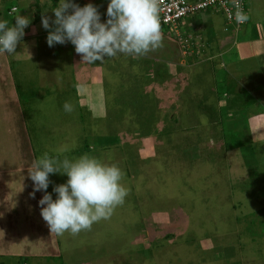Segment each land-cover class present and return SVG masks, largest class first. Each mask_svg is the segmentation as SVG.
Returning <instances> with one entry per match:
<instances>
[{
    "label": "rangeland",
    "instance_id": "rangeland-1",
    "mask_svg": "<svg viewBox=\"0 0 264 264\" xmlns=\"http://www.w3.org/2000/svg\"><path fill=\"white\" fill-rule=\"evenodd\" d=\"M55 2L0 0V20L14 24L15 16L18 14L30 17V23L24 29L25 34L15 49L16 54L8 56L0 53V264H25V262L29 264L36 260L38 264H51L55 260L63 264H129L133 258L129 250L130 244L122 245V242L117 243L115 238L119 234V224L126 225L127 218H131L135 211H141L139 205L138 207L132 205V198H142V195L136 197L135 190L144 187L146 202L142 199L140 204L146 212L143 214L146 225L141 234H137L144 240V246L150 247L147 233L155 232L159 235L155 240L159 241L161 234L169 229H176L177 236L181 238L175 245L162 248L166 257H169L174 264L196 261V253L201 252L198 246H201L203 255L208 258L205 264H213V262L220 264L225 260L224 264H242L246 254L248 260L245 259L243 264H258V262L264 264V204H262L264 201L260 202L264 200L261 195L264 192V94L259 92L258 88L242 91V87L247 86L243 79L258 81L264 79V65H258L256 61L237 64L235 68L247 71L248 75L245 76L243 73L239 77H230L233 80L231 88H228L224 82L218 85L219 96L223 91L228 90L232 98L229 99L232 106L226 111L233 115L216 111L215 102L210 100L205 90L200 87V78L195 82L199 88H194L193 91H190L187 78L178 79L175 82L177 90L175 108L172 113L168 111L172 117L173 131L177 129L172 134L171 142L166 137L164 138L167 141L154 138L158 133L155 129L154 137H150L149 140L142 138L141 135L147 133L145 124L148 121L137 118L134 113L147 117L149 111L140 107L139 102L142 101L132 107L130 100H118L120 91L122 94L123 89L126 88L125 84H122L119 90L115 86L112 90L110 88V80L113 79L116 84V76L121 73V69L126 72L131 71L119 62L130 61L128 64H131L132 58L127 60L126 57L124 60L125 56H118V61L116 58L112 60L107 58L102 63L97 62L108 72L109 80L105 84L108 83L109 93L114 97L110 101L112 104L118 102L120 106L119 110L108 105L106 114L103 113L102 116L94 114V119L102 118L104 120L102 125L105 124L98 133L102 134L103 129L104 133H108L107 136L111 134L119 136V141H113L114 149L115 146H119L118 152L127 146L128 142L130 144L136 141L131 149H134L137 164L133 162V167H128L129 171L134 170L126 171L130 174L128 179L123 174L122 184L128 194L124 203L117 206L109 218L102 219L94 223L90 229L76 234L80 237L79 241L72 238L69 233H65V237L50 233L37 206L43 193L37 191L34 197L31 195L33 182L28 177V173L25 175L22 172L23 165L30 162L37 153L41 155L47 148L44 146L46 143L53 145L57 140L55 138L64 134L63 126L67 128V123H70L71 127L67 129L72 132L75 128L73 122L81 119H86L84 125L88 128V132L85 135L80 134L81 138L77 143L85 141L95 145L98 143L99 148L96 145L98 149L96 148V153L93 155L106 162L114 164L116 162L112 150L103 148L104 141L92 138L96 132L91 128L96 125V121L91 114L86 108L82 110L76 108L78 89L77 84L74 83L77 82V77L82 75L80 65L86 66V64L81 62V57L75 53L71 43L55 44L52 47L46 43L51 28L46 30L42 27L41 17L47 16L51 25V20L54 19L51 9L56 6L58 0ZM73 2L81 7L92 3L97 6L101 14V22L106 19L107 3L103 0H73ZM8 3H15L13 6L16 8L15 12L10 13V10L9 14L6 13ZM247 7L252 14L250 18L262 20L264 24V0H248ZM201 13L203 12L197 15ZM160 31L161 43L171 40V37L175 38L165 28ZM231 60L232 57H226L224 61ZM116 64L118 67L115 66ZM155 75V72H152L149 79L154 78ZM220 76L225 77L226 74L222 72ZM131 80L132 78L129 80L127 91L134 96L135 90L131 89ZM260 83L264 84V82ZM261 84L259 87L264 91ZM160 92L155 90L151 94L147 91L139 93L141 98L144 96L154 100ZM184 93L190 97L189 105H187L188 101L183 100ZM250 95L256 98H251ZM162 97L166 98L167 102L170 99L169 96L160 95V98ZM65 102L72 105L71 112L64 110ZM226 107L227 105H223V108ZM81 116L83 117L80 119ZM150 123L155 125V122ZM157 125L162 128L164 124ZM50 127L54 130L49 131L51 135L46 133V129ZM95 129L97 130L96 127ZM142 129H145L144 132ZM16 142L19 147L15 146ZM65 147L66 144L62 150ZM93 147L91 146L89 150H93ZM124 151L127 152L126 149ZM125 168L126 166L122 165V169ZM7 170L14 173L6 174ZM2 171L5 176L22 178L17 180L19 184L17 191L12 187L7 189L5 185L10 183L3 179ZM138 183L140 184L136 188ZM152 194L155 196L152 197ZM180 201L181 204H178ZM207 201V208L218 206L224 214V211L232 212L230 215L233 214L235 222L227 221L228 218L224 216L222 218L227 223L217 222L218 228L215 231L210 230L205 217L199 212L203 210L206 218L211 217L206 212L207 208L203 207ZM211 211L214 210L211 208ZM160 219L163 221L159 223ZM97 232L98 235L94 236ZM205 232L214 235L210 234L213 237L204 235L205 238L201 239ZM48 237V240H51L50 244L43 243ZM81 237L86 239L81 241ZM237 237L242 239L241 244L238 245L243 244V246L236 248L234 245ZM113 241L116 242L112 243ZM220 244L224 246L217 249L216 246ZM251 248L257 250L253 252ZM145 254V252L136 254L133 264H137V259L142 264H165L160 256L154 255V258H148Z\"/></svg>",
    "mask_w": 264,
    "mask_h": 264
},
{
    "label": "clouds",
    "instance_id": "clouds-1",
    "mask_svg": "<svg viewBox=\"0 0 264 264\" xmlns=\"http://www.w3.org/2000/svg\"><path fill=\"white\" fill-rule=\"evenodd\" d=\"M51 10L54 14L51 25L47 16L41 17L42 27L51 28L47 45L69 42L85 64L102 63L116 56H144L161 44L157 0H107L103 22L92 3L81 7L73 0H58ZM29 23L30 17L19 14L14 24L0 20V53L16 54L17 44ZM63 108L66 112L72 111L69 102ZM51 174L67 177L64 183L53 185L55 199L47 191ZM28 177L33 182L31 195L34 197L37 191L43 193L37 206L50 233L57 236L76 235L109 218L128 194L122 184L121 168L89 154L69 158L44 152L32 162Z\"/></svg>",
    "mask_w": 264,
    "mask_h": 264
},
{
    "label": "crops",
    "instance_id": "crops-1",
    "mask_svg": "<svg viewBox=\"0 0 264 264\" xmlns=\"http://www.w3.org/2000/svg\"><path fill=\"white\" fill-rule=\"evenodd\" d=\"M201 12L203 13L199 15H197V13L196 15L187 18L185 20V24L183 25L182 36L189 41L186 54H184L185 49L183 47V44H181L176 38L171 37V40L173 39L172 41L170 39L163 41L157 49H155L154 51H150L144 56L134 57L135 59H133V56H125L124 60H126V57L128 58L127 60H130L132 58L131 64H128L130 63V61H120L119 63L123 64L125 68L131 69V71L126 72L124 69H121V73L116 76V84H114L113 79L110 80L111 90L113 86H115L117 90H119L120 87H122V84L126 85V88H124L123 90H127V88H129L128 84L130 83L129 80L132 78L131 89L133 88V90H135L140 95L141 93L139 92L141 91H147L150 94L155 90L156 92L161 91L157 95V97L152 100V103L144 104L148 107V109L155 108V106L157 105V107H160V109H155L154 115L164 117L165 115L169 114L168 111L172 113L173 109L175 108V100L177 98L175 82H177L178 79L181 80V78L185 77L188 79L190 91H193L194 88H199V86H197L195 82L197 78H200V87L205 90L208 97L211 98L210 100H213V102H215L214 105L216 104V111H223L228 115H233L231 114V112L228 113L226 111L232 106V103L229 102V99L231 98L229 96V92L228 90L223 91L219 96L218 85L224 82L226 86L228 85V88H231L230 86L233 80H231L230 77H239L242 76L243 73L245 74V76L248 75L246 73L247 71H241V69L235 68L239 63L246 64L247 62L256 61V63H259L258 65H264V24L262 20H252L250 18L252 14L249 13L250 16L248 15V22L243 25L240 30L236 31L232 26L228 24V22L220 12L213 9ZM226 57H232V60L226 62L224 61ZM113 58H116V60L118 61L119 57H112L109 60H112ZM118 64H116L115 66L118 67ZM86 66L87 68H85ZM86 66L80 65V68L82 69V75L77 77V82L74 83L77 84L78 89L76 108L78 110L86 108V111L91 114V117L93 119L94 114H98V116H102L103 113L106 114V111H108V105H111V107L120 110L118 102L112 104V101H110V99L112 100V98L114 97H112L109 93L108 83L105 84V82H108L109 80L108 72H106L105 69L98 63L86 64ZM152 72H155L156 75L154 76V78H151L152 81H150L151 79H149V75H151ZM222 72L226 74L225 77L220 76V73ZM118 78L120 80H118ZM243 80H245V83L247 85L246 87H242L243 92L248 91L252 88H258L259 92H262L264 94V91L261 90L262 87H259V85L261 84L260 82H264V79L258 81L257 79L248 80V78H246ZM261 85L264 88V84ZM243 92L241 94H243ZM160 95H165V97L169 96L170 99L167 102L166 98H160ZM15 96L16 95L14 94V97ZM250 96L251 98H256L254 95ZM117 97L118 94L116 95V100ZM226 98L228 99L225 100ZM183 100L190 101V97L187 93H184ZM223 105H227V107L223 108ZM25 109L27 110L26 107ZM185 110L187 111L188 107ZM183 111H181V113ZM167 116H170V114ZM82 117L83 116H81L80 119ZM170 118L172 120L171 116ZM97 119H94L96 121V125L91 128L93 129V132H96V135L92 138L99 141H102L105 138L110 139V137L106 136L108 133H104L103 129V135L98 133L101 126H105V124L102 125V121H104L102 118H99L98 120ZM85 123L86 119H81L78 121L76 120L75 123L73 122L75 128L72 132H69V130L67 129L71 127V124L67 123V128L64 126L62 128L64 134L55 138L57 140L53 145H48L46 143L44 146H47V148L43 151V153L48 152L50 155H60L61 157L67 156L69 158L78 157L82 154H95L96 148H99L98 143L96 144L97 147L91 142L88 143V141L77 143V141H79V138H81V135H85L88 132V128L84 125ZM158 123L162 125L164 124V121L160 120L159 122H157V124ZM95 127L97 128V130L95 129ZM173 128L174 127H172V129ZM49 131L54 130L52 127H50L46 129V133L49 134ZM175 131H177L176 128ZM65 144L66 147L64 150H62ZM90 144L95 145V147ZM15 146L19 147V144L16 142ZM91 146L94 148L93 150H89L91 149ZM38 156H40V154L38 155L37 153L30 162H26L23 165L21 169L25 175L28 173V169H30L32 162ZM6 172V174L14 173L11 170H7ZM2 177L10 183L5 185L7 189L9 187H12L15 188V191H17V188H19L17 180H22L21 177L19 178L14 176V178H12L11 175L5 176L3 171ZM49 179L51 183L49 184L47 191L49 193H52L53 185L64 183L67 177L59 174H51L49 176ZM129 190L131 191L130 188ZM52 195L55 199L56 194L52 193ZM131 196L133 195L131 194ZM97 235L98 232L94 233V236ZM62 236L65 237V235ZM71 237L78 239V241L80 238L76 235H72ZM81 238V241L86 239V237ZM258 264L261 263L258 262Z\"/></svg>",
    "mask_w": 264,
    "mask_h": 264
},
{
    "label": "trees",
    "instance_id": "trees-1",
    "mask_svg": "<svg viewBox=\"0 0 264 264\" xmlns=\"http://www.w3.org/2000/svg\"><path fill=\"white\" fill-rule=\"evenodd\" d=\"M37 1H39V0H37ZM54 2L56 1V0H53ZM104 2H106L107 3V0H103ZM56 3V2H55ZM83 4V3H82ZM15 5V3H8L7 4V6H6V13L7 14H9V11L11 10V8L13 7ZM38 7V6H37ZM39 8V7H38ZM40 9V8H39ZM160 28H163V26L162 25H160ZM126 91L127 90H123V92H122V94H119V99H121L122 101H124V100H130L131 101V106L132 107H134V105H135V103H138L139 101H142V102H139V104H140V107H143L144 109H146V110H148L149 111V113L147 114L148 116L146 117H144L143 115H140V113H134V115L137 117V118H139V119H145V120H147L148 122H146V124H145V129H146V131H147V133L145 134V135H141L142 136V138H144V139H147V140H149L150 139V137L152 138V137H154V135H156L157 134V136H155L154 138H157V140H158V138H159V140L161 139V140H165V141H167V139H165L164 137H166V138H169V142H171L170 140H173V138H172V134H170L169 133V131L170 130H172V120H171V118H170V116H167V115H169V114H167V115H165L164 117H159V116H157V115H154V113H155V109H157V110H159L160 109V107H157V105L155 106V108H151V109H148V107L144 104V103H152V100H150L149 98H145L144 96H142L143 98H141V95L140 94H138L136 91H135V94H134V96L133 95H131L128 91V95H127V93H126ZM122 98H124V99H122ZM142 99V100H141ZM162 109V108H161ZM163 110V109H162ZM160 120H163L164 121V125L162 126V129L160 128V126H158L157 125V122H159ZM155 122V125L154 124H151L150 122ZM220 122V121H219ZM149 123V126H147V124ZM150 124H151V127H150ZM157 125V126H156ZM143 128V127H142ZM164 128V129H163ZM145 129H142V132H144L143 130H145ZM151 130V131H149V130ZM154 129L155 130H157L158 131V133H154ZM145 131V132H146ZM133 132H134V130H133ZM133 132H132V134H133ZM181 134V133H180ZM171 135V136H170ZM107 136V135H106ZM105 136V137H106ZM180 136V135H179ZM108 137H110L111 139H107V138H105V139H103L102 141H104L103 142V148H105V149H111L112 150V153H113V156H114V159H115V164L116 165H118L120 168H121V170H122V172H123V174L125 175V177H127V179H128V177L130 176V174H128L127 172H130V171H134L133 169L132 170H130L129 171V168L130 167H133V162L135 163V164H137V162H136V154L134 153V149H131L132 148V146L134 145V143L136 142V141H133V142H131L130 144H129V142L126 144L127 146H125L121 151L119 150V152H118V148H119V146L117 145V146H115V149L113 148V141H119V136H114V134L112 135L111 134V136H108ZM181 138V137H180ZM107 139V140H106ZM139 139V138H138ZM161 141H159V143H160ZM164 142V141H163ZM119 143V142H118ZM130 146V147H129ZM124 149H126L127 150V152H125L124 151ZM162 151V150H161ZM122 165L123 166H126V168L123 170L122 169ZM129 167V168H128ZM127 171V172H126ZM123 175V176H124ZM139 184L140 183H138V185L136 186V188L139 186ZM234 190V192L236 191V189L234 188L233 189ZM144 192H145V187L143 188V189H140V190H138V191H136L135 190V195H136V197H138V196H141L142 195V198H140V199H132V205L133 206H135V207H138V205H139V208L141 209V211L140 210H138V211H135V213H134V215L131 217V218H127L128 219V222H127V224L125 225V223H122V224H119L120 226H119V234H117V238L119 237V236H121L120 238H115L116 239V241H117V243L118 242H122V245L124 244V243H126V245H128V243L130 244V247L131 248H129V250H131V254H133L131 257H133L134 258V256L136 255V254H141V252L143 253V252H145L146 254H147V257L148 258H154L156 255H158V256H160L161 257V259L163 260L164 259V261L165 262H163V263H165V264H174L171 260H169L170 258L169 257H166V254L164 253V250L162 249L164 246H171V245H175V243H176V241H178L181 237H179V236H177V233H176V229H169L168 231H166V232H164L163 234H161L160 235V238H158L159 239V241L158 240H155L156 239V237L157 236H159V235H156V233L155 232H151V233H147L148 235V240H149V244H150V247H146V246H144V240L143 239H140L139 237H138V233L139 234H141V231L144 229V226L146 225L145 224V218H143V214H146V212H145V209L143 208V206L141 207V200L143 199V201H145V194H144ZM137 193H139V194H137ZM260 194V193H259ZM261 195H263V197H264V192H262V194ZM152 197H154L155 195H151ZM156 197H159L158 195H156ZM154 200V199H153ZM142 201V202H143ZM183 201V200H182ZM259 201V200H258ZM264 200H261L260 202H263ZM146 202V201H145ZM178 204H181V201L180 202H178ZM262 204H264V203H262ZM207 205H208V201L206 202V205L205 206H203V207H205V208H207ZM211 208L215 211H211ZM211 208H207V210H206V212L208 213V215L210 214V216L211 217H207L206 218V216H205V213H203L202 211L203 210H201V211H199V212H201V214L205 217V222H207V226H208V228L210 229V230H213V231H215L217 228H218V226H217V222L219 223V224H225V223H227L226 221H224L223 219L224 218H222V217H224L225 216V218L227 219V221H230V222H232V223H234L235 222V218L233 217V214L232 215H230V213H232V212H226V211H224L225 212V214L222 212V211H220V209H218V206H212ZM231 208H233V207H231ZM143 209V210H142ZM165 212V211H164ZM165 214H167L166 212H165ZM175 215L176 216H178V213H176L175 212ZM142 216V217H141ZM168 216V215H167ZM230 216H231V219H230ZM169 217V216H168ZM193 216H190V218H192ZM123 218V217H122ZM142 218V219H141ZM169 218H172V217H169ZM119 220H122L121 218H118ZM161 221H163V220H159V223L161 222ZM189 225H190V222H189ZM154 229V228H153ZM146 232V231H145ZM189 232H190V229H189ZM211 233H203L202 234V237H200L201 239H204L205 238V236L204 235H207L208 237H213V236H211V235H214V234H211ZM146 235V233H144V236ZM172 238H174V239H172ZM194 238V237H193ZM239 238H241V237H239ZM49 238H47L46 240H45V243L46 244H49V241L50 240H48ZM195 239H198V238H195ZM240 240L242 241V239H238V237L236 238V244L234 245L235 247L236 246H243V244L242 245H238V243L239 244H241V242H240ZM116 241H113L112 243H114V242H116ZM134 244L136 245V246H134ZM223 244H220V245H217L216 247H217V249H220L221 248V246H222ZM245 245H247V243L245 244ZM224 246V245H223ZM199 248H200V250L199 251H201L200 253H196V255H195V259H196V261H194V262H188V264H205L206 262H207V256H205V255H203L204 254V252L202 251V248H201V246H198ZM230 247H232V245L230 246ZM153 248V251H151V249ZM237 248V247H236ZM260 248H262V247H260ZM162 249V250H161ZM161 250V251H160ZM212 250V249H211ZM251 250L254 252V251H256L257 249H252L251 248ZM251 251V252H252ZM125 252H123V254H124ZM145 254V255H146ZM173 254V253H172ZM208 254V253H207ZM155 255V256H154ZM248 255L250 256V254L248 253ZM247 256V254L244 256V258L242 259V261L241 260H239L240 262H242V264L245 262L244 260L246 259V260H248V257H246ZM246 257V258H245ZM128 258H130V257H128ZM133 258H132V260L130 261V263L129 264H133ZM239 259V258H238ZM54 260H55V258H54ZM202 260V261H201ZM212 260H217V259H212ZM228 260V259H227ZM18 261H21V260H18ZM50 261H52V260H50ZM218 261V260H217ZM203 262V263H202ZM226 262V260L223 262V263H220V264H224ZM25 264H27L26 262H25ZM29 264H38L37 263V260L36 261H34V262H32V263H30L29 262ZM51 264H63V263H61V262H56V260H55V262L53 263H51ZM126 264H128V263H126ZM137 264H142V263H139V261H138V259H137ZM177 264H182V263H177ZM213 264H215V262H213Z\"/></svg>",
    "mask_w": 264,
    "mask_h": 264
},
{
    "label": "built area",
    "instance_id": "built-area-1",
    "mask_svg": "<svg viewBox=\"0 0 264 264\" xmlns=\"http://www.w3.org/2000/svg\"><path fill=\"white\" fill-rule=\"evenodd\" d=\"M160 25L167 29L184 47L187 53L188 40L183 38L185 20L205 10L220 12L234 30L238 31L247 22V0H157ZM16 8H12V13Z\"/></svg>",
    "mask_w": 264,
    "mask_h": 264
}]
</instances>
